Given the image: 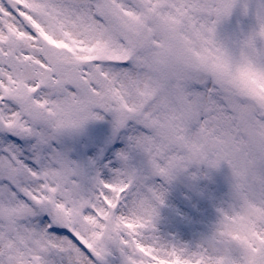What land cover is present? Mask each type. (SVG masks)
Listing matches in <instances>:
<instances>
[{
    "label": "snow or ice",
    "instance_id": "snow-or-ice-1",
    "mask_svg": "<svg viewBox=\"0 0 264 264\" xmlns=\"http://www.w3.org/2000/svg\"><path fill=\"white\" fill-rule=\"evenodd\" d=\"M222 162L162 241L153 178ZM0 264H264V0H0Z\"/></svg>",
    "mask_w": 264,
    "mask_h": 264
},
{
    "label": "rangeland",
    "instance_id": "rangeland-1",
    "mask_svg": "<svg viewBox=\"0 0 264 264\" xmlns=\"http://www.w3.org/2000/svg\"><path fill=\"white\" fill-rule=\"evenodd\" d=\"M99 128L111 132L107 122L101 121L89 125L86 136ZM152 182L165 190L155 234L162 241L193 249L211 236L220 219L218 209L227 207L232 198L231 169L224 162L218 168L192 165L178 172L171 182L160 178H153Z\"/></svg>",
    "mask_w": 264,
    "mask_h": 264
}]
</instances>
